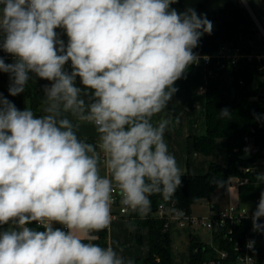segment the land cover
<instances>
[{"label":"clouds","instance_id":"9594fccd","mask_svg":"<svg viewBox=\"0 0 264 264\" xmlns=\"http://www.w3.org/2000/svg\"><path fill=\"white\" fill-rule=\"evenodd\" d=\"M177 3L0 0L9 95L25 93L30 80L49 82L42 115L0 93V264H134L122 247L94 241L117 202L145 217L151 197L171 201L182 186L165 139L180 114L168 106L214 25ZM86 125L92 138L80 135ZM255 178L264 183V173ZM261 218L264 191L252 213L253 231L264 233Z\"/></svg>","mask_w":264,"mask_h":264},{"label":"trees","instance_id":"16d2710c","mask_svg":"<svg viewBox=\"0 0 264 264\" xmlns=\"http://www.w3.org/2000/svg\"><path fill=\"white\" fill-rule=\"evenodd\" d=\"M263 64L264 59L260 63L256 59L248 61L242 58L236 65L227 63L223 69L214 68V75L207 76L206 131L193 138V149L210 156L216 150V141L225 139L228 163L227 166H222L212 162L204 175H184L182 186L172 198L179 210L191 214L192 207L199 202L225 199L232 178L247 179V183L239 189L240 202L243 205L252 207L264 191V183L258 185L256 181L257 172H244V168L254 167L262 159L260 155L250 156L245 151V139H254L257 145L264 148V106L256 99L264 86V72L259 69ZM241 80L244 84L240 83ZM26 96L30 100L32 110L38 114L43 97L41 86H27ZM222 109L230 110V119L220 117L219 112ZM151 200L149 215L137 221L140 227L136 235L138 243L143 242L142 229H148L150 253L143 264H172L171 232L166 226V220L157 215L159 206L168 204L169 201H164L160 196H153ZM251 229L252 222L249 220L234 227L233 242L225 238L227 230L214 232V246L229 253L227 264H232L237 258L235 241H244L250 235ZM96 235L104 238L107 236V230ZM253 237L257 243L260 242L257 235ZM216 255L213 246L191 234L190 264H204ZM258 259L261 263L264 262L262 246L258 249Z\"/></svg>","mask_w":264,"mask_h":264},{"label":"crops","instance_id":"0c3cea01","mask_svg":"<svg viewBox=\"0 0 264 264\" xmlns=\"http://www.w3.org/2000/svg\"><path fill=\"white\" fill-rule=\"evenodd\" d=\"M176 9L183 11L187 7L195 8L198 14H206L207 18L213 22V32L211 35L205 34L199 46L194 49L200 58L214 54L221 47H226L232 51H239L244 56L264 57V0H179L173 5ZM60 31V30H57ZM65 39L66 36H61ZM3 56L7 63L13 62V58ZM206 68L202 62L190 66L185 77L178 80L175 87L178 92L174 95L168 106V110L173 115L180 114V122L171 126V130L166 133L165 139L169 146V151L173 153L178 164L184 170L185 175H204L208 172L212 162L227 166L226 140L216 141V150L210 156H205L193 149V138L204 134L206 131L205 107H206ZM9 75L0 73V93H3L10 101L14 102L17 108L23 110L25 107L31 108L30 100L25 93L18 96H10ZM49 83L44 80H30L28 86H42ZM32 109V108H31ZM42 104L38 114L42 115ZM167 113H162L165 115ZM159 119V117H156ZM81 136L92 138L94 130L91 126H83L80 130ZM216 209L225 208L230 202H240L239 189L228 190L225 199H214ZM206 215H209L211 207L206 203ZM194 205L191 214H194ZM136 214L120 216L112 220L111 227L107 229V236L98 237L95 243L101 245H113L123 248V255L131 258L134 264H143L149 257L150 248L148 241V229H142L143 242L138 243L136 235L140 227L137 221L144 219ZM134 225L135 231H130L128 225ZM59 227V225H56ZM171 232V251L173 255L172 264H190L191 256V234L196 235L201 241L214 246V233L208 231V240L200 230L180 227L176 222L169 226ZM257 236L263 241L262 237Z\"/></svg>","mask_w":264,"mask_h":264},{"label":"built area","instance_id":"2783aa9c","mask_svg":"<svg viewBox=\"0 0 264 264\" xmlns=\"http://www.w3.org/2000/svg\"><path fill=\"white\" fill-rule=\"evenodd\" d=\"M3 51H0V55H5ZM207 59L201 58L199 62H202L206 68L207 76L214 75V68H225L227 63L236 65L240 59L245 58L248 61L257 60L262 62L264 57H253V56H244L239 51H232L226 47H221L216 53L205 56ZM260 71L264 72V64L259 67ZM241 84L244 82L241 80ZM256 99L264 106V86L260 91ZM246 148L245 151L250 155H260L262 159L254 167L244 168V172H257L264 173V148L257 145L254 139L247 137L245 139ZM247 183V179L241 178H232L228 187L229 189L237 188L240 189L241 186ZM260 197L255 201L252 207L248 205H243L239 202H230L225 208L216 209V204L213 202H203L211 207V212L207 216L198 217L193 216L192 214H187L183 211V216H177L173 209H178L173 200L169 201L168 204L160 205L157 210V215L166 220V226L169 229V226L172 222H176L180 227L183 228H193V229H206L211 232L219 230H227L226 237L230 242H233V228L240 226L244 221L252 222V213L255 211L256 206L259 202ZM131 211H124L119 203L117 202L113 206V219H117L120 216H127ZM264 224V218H261L259 221ZM259 234L263 241L260 239V242L257 243L254 240L253 236ZM255 241V244L252 249H249L246 244L249 241ZM264 247V233H259L253 231V226L244 241H235L234 250L237 252V258L232 262V264H264L261 263L258 259V249L259 247ZM217 255L215 258L207 260L204 264H227L229 259V253L226 250H221L213 246Z\"/></svg>","mask_w":264,"mask_h":264},{"label":"rangeland","instance_id":"374dc122","mask_svg":"<svg viewBox=\"0 0 264 264\" xmlns=\"http://www.w3.org/2000/svg\"><path fill=\"white\" fill-rule=\"evenodd\" d=\"M194 215L195 216H200V215H206L207 213V207H205L202 202H199L196 204V207H194ZM200 232L205 235V238L208 240V230L206 229H201Z\"/></svg>","mask_w":264,"mask_h":264}]
</instances>
